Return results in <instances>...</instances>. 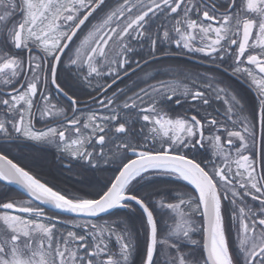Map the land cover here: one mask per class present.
Segmentation results:
<instances>
[{"label":"snow or ice","instance_id":"6c2138e0","mask_svg":"<svg viewBox=\"0 0 264 264\" xmlns=\"http://www.w3.org/2000/svg\"><path fill=\"white\" fill-rule=\"evenodd\" d=\"M181 54L244 78L257 105L248 111L207 73L166 69L170 80L113 90ZM82 88L98 109L81 106ZM0 140L55 145L69 169L114 167L94 190L68 193L0 150V182L26 196L0 193V264H136L127 221L93 220L135 206L140 264L160 254L162 264H264V0H0ZM153 175L194 190L168 202L141 191Z\"/></svg>","mask_w":264,"mask_h":264},{"label":"flooded vegetation","instance_id":"af4514ba","mask_svg":"<svg viewBox=\"0 0 264 264\" xmlns=\"http://www.w3.org/2000/svg\"><path fill=\"white\" fill-rule=\"evenodd\" d=\"M137 52L143 56L144 52H146V49L144 52H141V50L138 48ZM136 58L139 59V57ZM168 66L172 67L168 68ZM166 69L173 73L183 72L185 75L189 76H196L198 74L203 75L206 73L210 75L215 74L219 80L223 81V84L226 85L230 91L235 92L238 94L239 98H242V102L245 104L248 111H251V109L257 105L256 91L254 88L249 86L244 78L233 75L230 71L223 72L222 69L216 68L211 62L205 61L204 58L198 54L195 56L183 54L173 55L162 59L159 63L149 64L143 72H138L136 76H133L131 73H129V77L127 79L122 78L121 81H117V84L114 86L113 90H115V88H124L126 86L132 87L133 83L138 82L140 79H147L149 83H155L156 81L162 79L170 80L173 77L166 76L164 74ZM146 73L148 75H146ZM150 76L155 77V79H150ZM99 83H103V81L101 80ZM139 86L144 87V84L140 83ZM89 94L92 96L96 95V93L92 92L91 89H78L79 99L82 102L81 106H90L93 110L98 109V104H92V102L89 100ZM108 95H111V92H109ZM99 99H103V96H100ZM64 103L65 102L61 100L58 106H63ZM213 109H219L222 112L223 106L219 102H213L212 107L209 108V111H212ZM171 110L177 113L184 112L189 110V106L188 104L177 106L173 103ZM188 114L191 115L193 113L192 111H188ZM201 114H203L202 110ZM36 126L42 127L45 125H42L39 121H37ZM0 150L5 151L10 159H13L15 163L25 167L26 170L31 171L41 181H50V183H53V185L57 181L65 179L67 176L78 180H97L103 183L107 178L113 175L114 171V167H106L103 165L101 166L103 170H90L87 167H81L78 163L73 164L71 169H69L66 167L67 161L62 157L61 153L57 151L55 145H35L34 143L27 141L18 142L16 144H6L3 140H0ZM208 155L209 153L207 151H204L203 149L201 150V158L206 159ZM153 176L170 178L172 180L177 179L176 177L165 175ZM164 182H166L168 188H159L158 186H163ZM172 184L173 182L170 181H162V183H148L150 186L156 185V188L154 189H160L161 194L166 196L168 202H175L173 199L174 189L171 187ZM151 190L153 189L147 188L141 191ZM0 193H3L9 197H14L16 199H26V196H24L23 193L5 185L2 182H0ZM45 209L46 211L48 210L47 208ZM49 214H53V212H49ZM61 217L70 218V216L64 214H61ZM118 218H124L127 221L128 229L132 233L134 243L136 244V251L133 254V260L136 262V264H140V258L144 250L146 232L145 222L142 218V210L139 209L138 206H135V211H130L129 209L112 210V214H104L99 219L93 218V220L96 223H103L104 221H112ZM164 219L167 220L169 224L172 223L171 219L168 218V214H165ZM111 243L113 250H117L114 239ZM185 248L188 249L187 244L185 245ZM163 259V254L158 255L157 264H162Z\"/></svg>","mask_w":264,"mask_h":264},{"label":"trees","instance_id":"16d2710c","mask_svg":"<svg viewBox=\"0 0 264 264\" xmlns=\"http://www.w3.org/2000/svg\"><path fill=\"white\" fill-rule=\"evenodd\" d=\"M162 181H170L173 182V184L171 185V187L174 189V196L177 193H181V192H191L194 189L186 184L185 182L178 180V179H170V178H163V177H159V176H153L150 177L148 181L145 182L144 187L141 190L147 189V188H151L154 189L156 188V185H148V183H162ZM47 183L49 186H54V188L56 190H62V191H67L68 193H75V194H82L84 192H88V191H92L94 190L93 186H99L100 184H102L101 182L97 181V180H88V179H75L72 178L70 176H67L65 179H61L59 181H57L56 183L51 184L50 181H42ZM159 188H164L167 189V185L166 182H164V185H159ZM170 187V186H169ZM175 202H177L175 200ZM195 238H199L198 240L201 239V236L199 234L196 235ZM185 250H188L185 248ZM201 251V249L197 248V253L199 254V252Z\"/></svg>","mask_w":264,"mask_h":264},{"label":"water","instance_id":"95a60500","mask_svg":"<svg viewBox=\"0 0 264 264\" xmlns=\"http://www.w3.org/2000/svg\"><path fill=\"white\" fill-rule=\"evenodd\" d=\"M187 183V182H186ZM7 186H10V187H12V188H14V189H16V190H18V191H20L21 193H23V189L19 186V185H7ZM191 186V185H190ZM193 188H194V186H192ZM43 207H45V208H47L48 209V206H46V205H42ZM55 211V210H54ZM61 214H64V215H68V216H70V214H67V213H61ZM102 215H104V214H102ZM101 215V216H102Z\"/></svg>","mask_w":264,"mask_h":264}]
</instances>
